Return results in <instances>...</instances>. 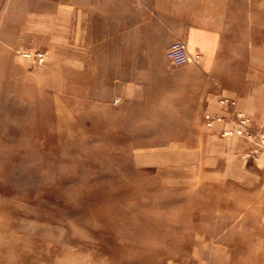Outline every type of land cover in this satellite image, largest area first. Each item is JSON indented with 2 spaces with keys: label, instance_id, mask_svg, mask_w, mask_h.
I'll return each instance as SVG.
<instances>
[{
  "label": "rangeland",
  "instance_id": "obj_1",
  "mask_svg": "<svg viewBox=\"0 0 264 264\" xmlns=\"http://www.w3.org/2000/svg\"><path fill=\"white\" fill-rule=\"evenodd\" d=\"M137 263L264 264V0H0V264Z\"/></svg>",
  "mask_w": 264,
  "mask_h": 264
},
{
  "label": "built area",
  "instance_id": "obj_2",
  "mask_svg": "<svg viewBox=\"0 0 264 264\" xmlns=\"http://www.w3.org/2000/svg\"><path fill=\"white\" fill-rule=\"evenodd\" d=\"M166 55L171 63L175 65L183 64L189 60L186 44L180 39L174 40L168 45ZM225 101L227 100L224 99V102ZM208 116L210 115L207 114L206 119ZM211 122L212 119H207V124H211ZM240 123L244 124V121L240 120ZM238 132H240V129H238Z\"/></svg>",
  "mask_w": 264,
  "mask_h": 264
},
{
  "label": "bare ground",
  "instance_id": "obj_3",
  "mask_svg": "<svg viewBox=\"0 0 264 264\" xmlns=\"http://www.w3.org/2000/svg\"><path fill=\"white\" fill-rule=\"evenodd\" d=\"M11 67V66H10ZM14 75V74H13ZM31 81V80H30ZM35 81V80H34ZM33 82V81H32ZM6 87V86H5ZM14 89V88H13ZM23 90V89H22ZM30 90V89H29ZM18 92V91H17ZM32 93H34V92H32ZM36 93V92H35ZM31 95H33V94H31ZM49 104V103H48ZM48 106V105H47ZM56 107V106H55ZM42 108V107H41ZM86 113V112H85ZM83 114V113H82ZM86 115V114H85ZM142 117V116H141ZM86 119V118H85ZM74 121V120H73ZM75 123V122H74ZM83 123V122H82ZM21 132H22V130H21ZM23 133V132H22ZM21 135V134H20ZM20 137H22V136H20ZM17 152V151H16ZM103 191V190H102ZM148 197V196H147ZM166 197V196H165ZM145 203V202H144ZM175 203V202H174ZM160 208V207H159ZM133 209H134V207H133ZM119 213V212H118ZM122 213V212H121ZM123 215V214H122ZM150 215V214H149ZM142 216V215H141ZM152 216V215H151ZM150 216V217H151ZM107 217V216H106ZM112 217V216H111ZM133 217V216H132ZM137 217V216H136ZM135 217V218H136ZM143 218V217H142ZM139 222V221H138ZM117 223V222H116ZM148 225V224H147ZM170 228V227H169ZM121 232V231H120ZM182 238V237H181ZM246 238V237H245ZM258 238H260V237H258ZM248 240V239H247ZM260 242V241H259ZM140 243H142V241L140 242ZM147 245H149V243L147 244ZM262 245V244H261ZM142 247V246H141ZM144 248V247H143ZM243 250V249H242ZM253 250V249H252ZM259 250V249H258ZM262 252V251H261ZM250 254V253H249ZM253 256H254V254H253ZM258 258V257H257ZM244 261V260H243ZM250 263V262H249ZM138 264V263H137ZM248 264V263H247Z\"/></svg>",
  "mask_w": 264,
  "mask_h": 264
}]
</instances>
